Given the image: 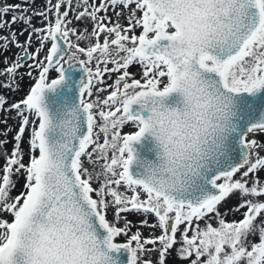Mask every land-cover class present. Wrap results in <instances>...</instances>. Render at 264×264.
I'll return each instance as SVG.
<instances>
[{"label":"snow or ice","instance_id":"1","mask_svg":"<svg viewBox=\"0 0 264 264\" xmlns=\"http://www.w3.org/2000/svg\"><path fill=\"white\" fill-rule=\"evenodd\" d=\"M32 2L0 7V88L33 81L0 94V264H264V0Z\"/></svg>","mask_w":264,"mask_h":264},{"label":"rangeland","instance_id":"2","mask_svg":"<svg viewBox=\"0 0 264 264\" xmlns=\"http://www.w3.org/2000/svg\"><path fill=\"white\" fill-rule=\"evenodd\" d=\"M55 2V0H53V3ZM17 3H21L23 4V0H0V7L4 6L5 4L7 5H15ZM45 4V0H34V2H32L30 5H29V13H31V10L32 9H39L41 6H43ZM62 11H63V8H62ZM11 12L4 17L5 20H10L11 18ZM72 15V13H70V16ZM109 16H112L114 19H115V16H114V13L112 11H109L108 13ZM51 18V17H50ZM127 21L124 19V17L122 16L121 17V23H126ZM31 24L37 28H42L44 27V23H41V17L39 16H33L32 17V20H31ZM85 25L84 24H81V23H78L76 22L75 20H73V23L70 25V27H76L78 29H82ZM26 27V25L23 23V22H20L18 21L17 23L11 25V30H14L16 31L17 33H19L22 29H24ZM88 27V30L91 31V24H88L87 25ZM9 31L8 28H5L3 30H0V35H5L7 34ZM138 34V33H137ZM28 36V32H24L23 35H18V40L20 42H24L26 40ZM102 39V38H101ZM39 45V41L36 40V37L33 36V44L31 46V48L29 49V51H33L36 47H38ZM19 50L14 47V46H10V50L7 51V52H3L2 54H0V69H4L6 67L5 63H4V57L7 56L8 59H9V62H11V60L13 59V57L15 56V54L18 52ZM28 69L25 67V68H21L19 71L21 73H24L26 72ZM129 71L130 72H133V73H138V68L136 67H130L129 68ZM35 75V73H34ZM52 76L55 77L56 76V73H52ZM136 78H139V75H137ZM33 83V81L27 77V76H24V79L20 82V90L19 91H9L5 88H0V94L4 95L7 99V104L6 106L8 105H11L12 103L14 102H17L21 99L24 98V96L26 95V93L29 91V86ZM109 83H111V81H109ZM4 113L3 112H0V120H3L4 119ZM10 117H14L15 116V113L12 112L9 114ZM10 126L12 128V131H10L8 133V136H7V139L9 141L8 144L5 145V149H7L9 152L10 150L12 149V146H13V136L15 135L16 131H18V128H19V122L17 119H13V118H9L7 120V125L3 124V123H0V130H3L5 127H8ZM125 132L128 131L127 128L124 129ZM27 135V133L25 134ZM258 136H260L262 139H261V142L264 143V133H258L257 134ZM4 137H0V139H3ZM22 147L27 150V145L26 144H22ZM25 161H27V157H25ZM4 163V159L2 156H0V165H2ZM15 179V177H14ZM24 180H23V177H21L19 179V182L17 183V187H16V190L12 193V195H17L20 188L22 187V184H23ZM238 203L237 201V198L236 196H232L230 197L229 199H227L221 206V211H223L224 209H227V208H230L234 205H236ZM107 218L109 220H112L113 219V213L112 211H109L108 212V215H107ZM6 219H11L10 216L6 217ZM127 219L133 221L134 223L139 221V220H142L144 219L143 216H139V215H134V214H128L127 216ZM149 221L152 222L153 220V217L149 216L148 217ZM241 219V217L239 215H228L226 217V220L227 221H232V220H239ZM122 223V222H121ZM201 225L203 226V221L200 222ZM215 226V224H214ZM183 227V226H181ZM132 231H136L135 228L132 229ZM142 231V234L144 237H148L149 234H150V229L148 228H142L141 229ZM154 235L158 236L160 235V231L157 229L155 230L154 232ZM189 235H191V232L189 233ZM177 236L179 237V232L177 233ZM120 242H124L125 241V237L124 236H121L120 238H118ZM149 247H152V246H149ZM157 258V254L156 253H153V259L155 260ZM166 264H187L186 261H181L180 259L176 258V253L175 251L172 252L171 255L169 256H166Z\"/></svg>","mask_w":264,"mask_h":264},{"label":"water","instance_id":"3","mask_svg":"<svg viewBox=\"0 0 264 264\" xmlns=\"http://www.w3.org/2000/svg\"><path fill=\"white\" fill-rule=\"evenodd\" d=\"M125 264H126V261H125Z\"/></svg>","mask_w":264,"mask_h":264}]
</instances>
